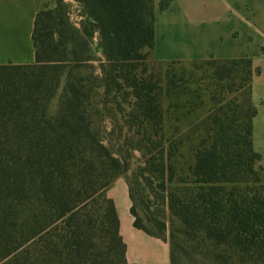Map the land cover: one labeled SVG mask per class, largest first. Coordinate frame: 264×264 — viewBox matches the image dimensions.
Returning <instances> with one entry per match:
<instances>
[{
    "label": "trees",
    "instance_id": "1",
    "mask_svg": "<svg viewBox=\"0 0 264 264\" xmlns=\"http://www.w3.org/2000/svg\"><path fill=\"white\" fill-rule=\"evenodd\" d=\"M72 1L87 25L73 27L69 4L54 0L34 18V61L0 64V264H132L105 195L129 170L132 150L142 158L136 174L170 216L169 226L150 218L157 231L147 228L129 182L133 224L155 236L168 232L171 264L188 250L206 264H264V168L252 145L250 61L194 62L200 69L210 61L214 71L204 76L226 81L243 62L245 77L227 88L237 95L248 86L241 101L215 96V107L191 130L205 133L191 176L172 183L182 139L165 144L153 0ZM94 33L100 56L90 48ZM165 71L173 91L183 75ZM117 114L127 135L114 149L101 120Z\"/></svg>",
    "mask_w": 264,
    "mask_h": 264
},
{
    "label": "crops",
    "instance_id": "2",
    "mask_svg": "<svg viewBox=\"0 0 264 264\" xmlns=\"http://www.w3.org/2000/svg\"><path fill=\"white\" fill-rule=\"evenodd\" d=\"M159 3L153 0L152 58L183 75L173 91H168L165 79L162 85L165 137L174 138L190 130L215 107V96H234L226 80L204 76L194 67L195 61L247 58L250 99L256 108L252 145L260 155L258 164L264 168V0H169L164 9ZM53 5L54 0H0V64L34 61L31 35L35 15ZM202 138V132H197L189 142L195 145ZM189 159L193 165V152ZM178 173H182L180 168ZM105 195L113 201L117 213L127 262L171 264L168 235L155 236L134 226L124 175L108 185Z\"/></svg>",
    "mask_w": 264,
    "mask_h": 264
},
{
    "label": "rangeland",
    "instance_id": "3",
    "mask_svg": "<svg viewBox=\"0 0 264 264\" xmlns=\"http://www.w3.org/2000/svg\"><path fill=\"white\" fill-rule=\"evenodd\" d=\"M161 1V0H160ZM63 2L68 3L69 6L67 8V20L68 22L75 28H79L82 26V24L87 25L85 21V17L82 14V9L81 6L72 0H63ZM54 6V5H53ZM82 23V24H81ZM59 28V25H54L53 30L54 34L56 33L55 30ZM49 30V28H48ZM55 36V35H54ZM97 42V34L94 33L93 37L91 38L90 41V48L91 51L95 54V56H100V51L98 47L96 46ZM93 64L96 65L97 62L96 60L93 61ZM201 68L200 70L202 71L203 75H210L214 71L215 65L211 64L210 61H204L199 63ZM158 70V65H153L152 61L149 63V70ZM233 72L231 73L233 80L227 81V86L228 84L232 83L237 85L240 82L241 78H244L246 75V69L247 67L243 62H240L236 65L233 66ZM166 68L162 67L161 65V71H162V85L164 82V79L166 80ZM248 84H245V87L239 90L238 95V100L241 101L243 97L240 96L241 93H246V88ZM233 88H236L234 86ZM237 93V92H236ZM234 93V95H236ZM236 95V96H237ZM245 96V94H243ZM217 98L220 99V95L217 96ZM243 100V99H242ZM56 102V99L53 101V104ZM101 125L104 127L103 131V136L106 141H109L111 144L112 148L117 149L121 148V143L124 140V137L127 135L126 128L124 126V123L122 121L121 115L117 114L115 117H111L106 115L105 118L101 120ZM194 126L190 128V130H187L181 134L176 135L174 138L182 139L181 143L186 140L183 144L182 147L180 145L177 148L176 152V160H177V165H176V176L173 180L172 183H176L178 178L180 177H189L191 176V169L192 166L190 164V156L193 153H195V150L199 144H193L189 142L191 141V138L193 135H195L197 132H202L203 138L205 137V133L201 129L193 130ZM163 133H164V125H163ZM164 133V139H165V144L168 143L169 140L173 138H168L165 137ZM192 136V137H191ZM184 146V147H183ZM142 158L141 154L138 150H132L128 156V162L130 165L129 170L124 174L128 184L129 182L132 183V186L135 189V194H136V200L134 202L135 204V209L138 214V216L141 218V222L149 229L153 231H157V228L151 224L150 221H148L150 218H157L160 220H164L166 222V225L169 226L170 224V216L169 212L167 209L166 204L162 203L160 199H157L155 197V192L152 191L150 188H148L142 178L138 176L136 173V168L139 164H141ZM181 169L182 173H178V169ZM156 191V190H155ZM164 234H168L167 231H165ZM178 264H206L205 261L203 260L201 255L193 254L189 250L187 252H182L179 259H178Z\"/></svg>",
    "mask_w": 264,
    "mask_h": 264
}]
</instances>
